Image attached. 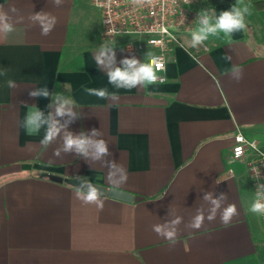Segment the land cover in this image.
I'll list each match as a JSON object with an SVG mask.
<instances>
[{
	"label": "crops",
	"instance_id": "0c3cea01",
	"mask_svg": "<svg viewBox=\"0 0 264 264\" xmlns=\"http://www.w3.org/2000/svg\"><path fill=\"white\" fill-rule=\"evenodd\" d=\"M235 3L198 0L193 9L198 15L215 8L218 15ZM0 5L24 17L15 32L0 36V70H8L0 76V264H264V226L261 215L249 211L254 196L248 168L231 158L239 130L264 148V9L251 4L248 31L230 40L209 38L208 49L190 47L195 22L180 34L166 82L117 90L95 65L103 21L91 0H65L60 7L52 0ZM41 11L57 19L47 36L29 20ZM116 47L118 62L151 53H130L121 40ZM232 66L243 70L239 82L228 74ZM7 79L18 87L8 88ZM45 84L70 96L81 112L69 131L102 132L109 159L128 175L118 189L133 194L132 202L104 196L101 210L45 175L87 177L112 188L99 163L75 154L55 157L59 140L45 148L43 131L26 135L24 104L47 112L48 99L29 97ZM104 87L119 101L84 91ZM209 191L227 194L225 205L234 203L239 215L227 225L217 215L198 230L186 228L199 208L207 209L202 197ZM169 209L168 218H183L174 247L152 230Z\"/></svg>",
	"mask_w": 264,
	"mask_h": 264
},
{
	"label": "clouds",
	"instance_id": "9594fccd",
	"mask_svg": "<svg viewBox=\"0 0 264 264\" xmlns=\"http://www.w3.org/2000/svg\"><path fill=\"white\" fill-rule=\"evenodd\" d=\"M65 0H52V3L60 7ZM134 4L141 3L142 0H132ZM4 6L0 5V36L7 37L16 31V24L24 19L19 15L18 9L11 7L4 11ZM252 14V5L248 0H236V3L229 9L220 11L217 15L215 8L202 9L199 11L195 22L196 26L190 32V47L198 48L209 38L223 37L230 38L238 32H247L248 25L246 17ZM29 20L33 25H38L41 35L47 36L51 33L57 23L55 16L41 11L33 13ZM116 42L105 39L98 49L94 52L96 67L106 73L107 82L117 90H132L136 88H146L157 83H164L165 77L158 75V71L163 70L164 66L159 58L151 53H146L143 60L135 55H128L117 61ZM131 53V45L128 46ZM226 59L231 60L230 56ZM228 74L236 82L243 78V70L239 66H232ZM8 70H0V76L7 77ZM8 88L18 87L12 79H7ZM84 91L89 96L98 99L119 101L117 92H109L108 88H85ZM30 98L48 99L47 112L41 110L38 105H27V112L24 116L22 127L28 136H43L40 139L41 146L47 148L57 140L60 141L53 155L61 157L62 154H75L78 158H83L90 165L99 163L107 170V179L113 189H118L127 182L128 175L125 168L118 164L114 159H109L112 153L109 150V142L103 138L100 130L95 128L90 131H80L74 133L69 131V126L81 117V112L77 111L75 101L63 92H51L47 85L36 87L29 91ZM253 147L255 145L253 144ZM253 174L256 181H262L259 169H254ZM75 180L79 185L75 186V196L84 204L95 205L98 209H103L105 194L100 188L92 183L87 177L76 176ZM202 200L208 205L207 209L199 208L196 214L185 225L192 230L200 229L205 220L212 222L219 218L225 225L229 224L234 217L239 215L234 203L225 205L227 194L220 193L214 196L213 192H205ZM249 211L254 214L264 215V182H258L254 191V199L250 204ZM170 216V209L167 217L162 223L153 225L152 230L161 238L169 242L170 247H174L180 231L179 226L183 223V218Z\"/></svg>",
	"mask_w": 264,
	"mask_h": 264
},
{
	"label": "built area",
	"instance_id": "2783aa9c",
	"mask_svg": "<svg viewBox=\"0 0 264 264\" xmlns=\"http://www.w3.org/2000/svg\"><path fill=\"white\" fill-rule=\"evenodd\" d=\"M198 0H142L134 4L132 0H91L102 15L101 38L116 43L121 40L123 47L137 52L150 51L159 58L164 68L158 75L167 81L166 69L174 49L181 43L180 34L191 30L197 12L193 6ZM200 48L208 49L204 43ZM253 144L255 147H253ZM231 158L247 166L251 178L253 196L256 185L254 169H259L264 178V148L256 140L249 139L242 131L234 136ZM234 175L233 170L228 173ZM264 226V215H261Z\"/></svg>",
	"mask_w": 264,
	"mask_h": 264
},
{
	"label": "water",
	"instance_id": "95a60500",
	"mask_svg": "<svg viewBox=\"0 0 264 264\" xmlns=\"http://www.w3.org/2000/svg\"><path fill=\"white\" fill-rule=\"evenodd\" d=\"M45 175L52 180H55L57 182L66 183L74 188L75 186L79 185V181L75 180V178L73 177L64 178V177L57 176L54 174H45ZM92 183L96 184L100 188V190L105 194L106 197H110V198L117 199L120 201H125V202H132L134 200V195L127 191L109 188L105 185H102L96 182H92Z\"/></svg>",
	"mask_w": 264,
	"mask_h": 264
},
{
	"label": "trees",
	"instance_id": "16d2710c",
	"mask_svg": "<svg viewBox=\"0 0 264 264\" xmlns=\"http://www.w3.org/2000/svg\"><path fill=\"white\" fill-rule=\"evenodd\" d=\"M249 1L257 10L264 9V0H249Z\"/></svg>",
	"mask_w": 264,
	"mask_h": 264
}]
</instances>
